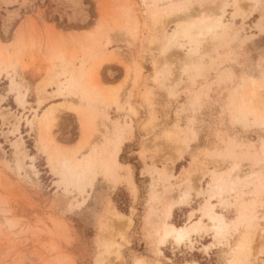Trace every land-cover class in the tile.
<instances>
[{
    "label": "rangeland",
    "instance_id": "374dc122",
    "mask_svg": "<svg viewBox=\"0 0 264 264\" xmlns=\"http://www.w3.org/2000/svg\"><path fill=\"white\" fill-rule=\"evenodd\" d=\"M137 258L264 264V0H0V264Z\"/></svg>",
    "mask_w": 264,
    "mask_h": 264
},
{
    "label": "bare ground",
    "instance_id": "6f19581e",
    "mask_svg": "<svg viewBox=\"0 0 264 264\" xmlns=\"http://www.w3.org/2000/svg\"><path fill=\"white\" fill-rule=\"evenodd\" d=\"M218 25H219V21H217V20L215 22L209 23V24L205 23L204 21L197 22L194 20V21H191V25H190L191 27L190 28H192L195 31L196 35L200 37L203 34L211 31L213 27L218 26ZM180 33L181 32L176 30V29L173 30L171 35H170L169 41H171L172 39H175V37L180 35ZM51 106L46 109L45 116H49V117H51V119H53L54 115H55L54 114L55 107H51ZM113 163L115 165H119V162L116 160L115 156L113 158ZM90 179L92 182L94 179V175L91 176ZM223 181L225 182V183H223V185L220 183L218 184V187L220 188L221 191L226 190V187H228L230 189H234V186L231 183V178L223 179ZM207 216L209 217V219H212V223H211L212 227H215L218 230L222 229L221 218H220L221 216L217 212L209 211V212H207ZM193 229H194V222L192 224H189V225L187 224L185 226H175L173 224L166 225L164 233H163L162 238H161V242H163L167 236L173 235L174 240L177 243H179L182 240H184L185 238L189 237V234ZM134 264H143V263H140L137 260ZM189 264H196V263L193 262V263H189Z\"/></svg>",
    "mask_w": 264,
    "mask_h": 264
},
{
    "label": "crops",
    "instance_id": "0c3cea01",
    "mask_svg": "<svg viewBox=\"0 0 264 264\" xmlns=\"http://www.w3.org/2000/svg\"><path fill=\"white\" fill-rule=\"evenodd\" d=\"M193 222H198V221H193ZM193 222H191V223H189V224H192ZM169 224H172V223H168V224H166V225H169ZM189 224H188V225H189ZM166 225L163 226V231H162V233L160 234V238H162V235H163V233H164V230H165ZM173 225H174V224H173ZM186 225H187V224H186ZM175 226H176V225H175ZM184 226H185V225H184ZM169 236H172V237H173V235H169ZM169 236H167V237L165 238L166 242L169 240ZM165 240H164V241H165ZM137 260H138L140 263H143L141 259L137 258V259H135V260L133 261V264H134ZM143 264H144V263H143Z\"/></svg>",
    "mask_w": 264,
    "mask_h": 264
}]
</instances>
